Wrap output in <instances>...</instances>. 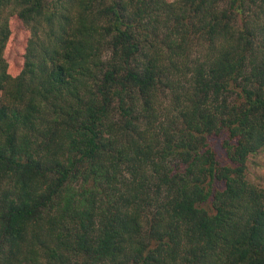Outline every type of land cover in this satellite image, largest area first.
<instances>
[{
    "label": "trees",
    "instance_id": "trees-1",
    "mask_svg": "<svg viewBox=\"0 0 264 264\" xmlns=\"http://www.w3.org/2000/svg\"><path fill=\"white\" fill-rule=\"evenodd\" d=\"M263 150L264 0H0V264H264Z\"/></svg>",
    "mask_w": 264,
    "mask_h": 264
},
{
    "label": "rangeland",
    "instance_id": "rangeland-1",
    "mask_svg": "<svg viewBox=\"0 0 264 264\" xmlns=\"http://www.w3.org/2000/svg\"><path fill=\"white\" fill-rule=\"evenodd\" d=\"M11 24L12 35L6 45L4 55L11 67L18 72L22 68L24 62V48L28 37V30L16 19H13ZM214 149L219 162L222 165H227L229 161L226 158V154L219 140L214 143ZM246 179L250 183L264 189V150L248 158L246 162Z\"/></svg>",
    "mask_w": 264,
    "mask_h": 264
}]
</instances>
